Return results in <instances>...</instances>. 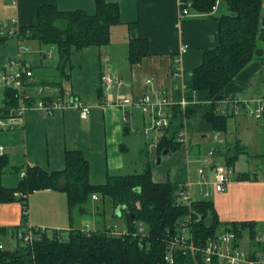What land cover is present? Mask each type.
Returning a JSON list of instances; mask_svg holds the SVG:
<instances>
[{
    "label": "crops",
    "instance_id": "0c3cea01",
    "mask_svg": "<svg viewBox=\"0 0 264 264\" xmlns=\"http://www.w3.org/2000/svg\"><path fill=\"white\" fill-rule=\"evenodd\" d=\"M108 1L117 2L121 13V22L111 27L110 42L105 46L89 45L80 49L84 51L82 52L85 58L86 54L92 57L94 78L90 89L87 90L84 87L86 83L81 86L74 79L73 70H71L72 60L69 65L71 72L65 73L67 78H62L60 75L51 79L46 78L38 75L33 68L35 83L45 86V95L56 96L59 89H70L76 98L92 105L88 117L82 118L80 109L75 107L59 109L52 114L41 109H28L22 118L13 122L12 127L0 128V146H3V154L8 157L9 162L2 175L4 186H17L29 166H40L48 171L62 170L65 167L67 149H81L84 152L90 163V179L93 183L105 182L110 174H124L121 171L123 172L130 163L124 157L133 146L140 151L141 155L145 151L153 155L155 148L157 150L159 136L164 130L149 129L151 116L138 106L129 108L131 118L129 121H124L123 109L113 106L110 101L121 95L137 97L143 93L167 96L176 100V95L186 94L193 84L194 71L203 60L204 49L218 44L219 22L216 17L230 11L228 3L222 4V1L211 13H200L190 8V14L186 16L181 14L182 0ZM43 4H55L61 10L84 9L90 13L96 10L94 0H17V3L0 0V21L17 18L22 26L34 24L37 22L39 6ZM262 16H264V0ZM137 37L148 40L149 53L139 62L131 63L129 42ZM8 41H0V51L10 47ZM262 43L260 46L263 53H258V56L248 63L224 90L221 105H235L238 109L237 114L229 119L228 131H214L212 126L199 116L188 118L186 122L190 135L188 149L184 145L174 149L178 151L175 156H181L182 162L180 163L177 156V162L169 166L167 170L162 166L153 167L149 163L155 181L170 180L179 182L180 185L191 181L194 199L212 200L222 222L253 221L257 224L258 235L264 233V168L260 169L255 164L251 166L249 162L242 166L238 162L242 154L250 156L249 161L252 158L256 161V157L262 155V152L264 154L262 117L259 118V125L253 129L252 133H249L252 126L246 120V116L251 114L253 105L257 108L264 103L262 100L264 99V45ZM48 47L51 48L52 55L55 53L54 62L58 64L57 48ZM182 48L186 50L182 51ZM178 55H180V62L174 64V57ZM13 56L14 52L10 53L6 59L0 56V62L4 61L2 66H5L7 58ZM47 56L44 55V57ZM79 63L82 69L85 62ZM176 67L179 68L178 75L174 74ZM104 71H109L118 77L111 88L105 87L102 83ZM147 80L150 81L147 82ZM88 81L90 83L91 79ZM56 82H62L61 87L53 84ZM4 91L5 85L0 108L4 104ZM193 98L198 103L207 101L204 91H195ZM172 108L168 107V109ZM147 128L148 133L145 131ZM144 132L147 134V140L143 138ZM131 133L141 135L142 141L139 142L136 136V140H133ZM211 133H213L211 148L214 150L215 146L222 145V150L227 151L236 140L243 145V151L235 162L239 169L235 168V164L231 166L234 172L226 190L222 192L214 189L213 164H226L225 156L215 150L210 164L205 167L204 176L198 172L200 159L206 156L205 148L211 139L209 136ZM216 134L218 139L215 137ZM150 135L151 138H149ZM44 137L47 142L45 152L41 147ZM22 148L25 151L21 160L19 151ZM172 166L173 169H171ZM17 167H20V171ZM253 167L256 169L253 170ZM12 169H16L19 175L10 173ZM136 172L138 171L133 173ZM243 172L258 173L261 176L259 179L237 180L236 175ZM130 173L132 172L125 174ZM203 191L209 192V195L204 196ZM58 200L60 203H57ZM53 202H56L58 206H52ZM67 202V194L61 189L35 190L27 197V222L34 226L48 227L50 230H68L74 227V219L70 217ZM89 207L91 212H98L100 209L93 203ZM22 213L23 206L19 201L0 202V226L10 228L20 224ZM116 213L122 215L119 207L116 208ZM83 220L84 218H80L81 224ZM246 237H249V234H245L240 247L250 250L251 253L260 254L262 252L260 247L255 245L250 237L246 240ZM4 238L6 236L0 233V239L4 240Z\"/></svg>",
    "mask_w": 264,
    "mask_h": 264
},
{
    "label": "trees",
    "instance_id": "16d2710c",
    "mask_svg": "<svg viewBox=\"0 0 264 264\" xmlns=\"http://www.w3.org/2000/svg\"><path fill=\"white\" fill-rule=\"evenodd\" d=\"M94 1L96 10L93 13L84 9L61 10L55 4L40 5L37 22L22 26L24 39L55 46L59 53L58 65L62 68L61 72L66 73L72 48L80 50L89 45H107L110 42L112 25L121 22L120 6L117 2ZM183 1L191 2V10L200 13H211L216 2ZM227 3L230 11L216 17L219 22L218 44L204 49L203 60L194 71L193 84L186 91L191 102L185 110L178 104L173 106L171 125L163 131L157 142L158 154L163 149L170 151L183 145L177 135L184 117H202L214 131L227 132L229 119L236 115L229 105H221L224 90L262 50L260 43L264 41L263 0H227ZM6 38L2 37L0 41H5ZM148 53L149 43L146 38L130 40L131 63L139 62ZM61 83L53 84L61 87ZM195 91H204L207 101H194ZM176 96V100L181 97ZM18 103L16 91L5 87L4 104L0 108L3 115ZM219 107L227 111H221ZM261 119L264 130V112ZM240 143L238 140L234 141L227 151L222 150V145L215 146V150L226 157L227 165L233 166L243 151ZM8 163V157L5 154L0 155V202L19 201L23 206V213L20 224L10 228L0 226L2 235L11 238L19 230L25 229L28 220V195L35 190L47 188L66 192L72 219L75 218L76 209L81 214L90 212L89 201L94 194L110 197L125 216L127 229L119 232L107 228H40L37 231L41 234L40 239H36L33 244H24L23 239H17L13 248H0V264L29 261L36 264H167L170 240L179 225L190 216L193 220L194 242L200 250L194 257L190 250L175 249V264H220L217 258L210 263L206 262L201 249L222 230L235 233L234 244L238 247L245 234H249L250 240L264 251V240H257L259 232L255 222H222L214 202L207 198L194 199L189 206L180 198L182 185L170 180L155 181L150 164L142 172L110 174L105 182L93 183L90 179V163L84 152L81 149H67L65 167L62 170L48 171L40 166H29L17 186L7 187L2 183V175ZM17 170L20 171V167ZM260 176L258 173L243 172L238 173L236 179H259ZM142 225H146L147 230ZM64 234L67 236L64 237Z\"/></svg>",
    "mask_w": 264,
    "mask_h": 264
},
{
    "label": "built area",
    "instance_id": "2783aa9c",
    "mask_svg": "<svg viewBox=\"0 0 264 264\" xmlns=\"http://www.w3.org/2000/svg\"><path fill=\"white\" fill-rule=\"evenodd\" d=\"M12 3H17V0H10ZM220 3V0H216L213 5L212 11H215ZM191 2L185 3L181 1V14L186 16L190 14ZM264 28V26H263ZM17 36L19 41V53L15 58H11L3 73L2 79L6 88H11L16 91L19 103L17 106L10 108L6 115L0 111V128H9L13 126V122L16 119L22 118L25 111L28 109H41L48 114L54 113L56 110L75 107L80 109L82 118H87L92 105L87 104L76 98L70 89H59L56 96L45 95V86L37 85L35 83V75L33 67L27 58L28 51H24L21 48V44L25 40L22 35V25L17 18H11L9 20L0 21V38ZM186 48H182L185 51ZM180 62V55L174 57V64ZM174 74H179V68L174 69ZM118 79L116 75L109 71H104L102 74V83L105 87L111 88L113 83ZM150 80H147L149 82ZM33 88V89H32ZM264 102V99H262ZM191 102L187 98L186 94H183L179 100H173L167 96H159L151 93H143L137 97L121 95L117 99H112L110 103L113 106H117L123 109L124 121H129L131 118V112L129 108L131 106L140 107L145 113H149L150 128L156 131H163L171 125L172 121V108L175 104L181 106L183 110ZM167 109H166V108ZM230 110L237 114L238 109L234 105H229ZM221 111H227L226 109L219 107ZM264 112V103L257 108L251 109V114L260 118ZM187 118L184 117L183 125L178 131L177 139L188 149L190 135L189 129L186 125ZM147 128L146 133L149 132ZM218 139V135L215 136ZM3 154V146H0V155ZM215 155L214 148H211L206 156L200 159V166L198 172L204 176L205 167L211 162V157ZM215 169L214 189L218 192L226 190L230 181L231 175L234 172L233 167L227 164H213ZM201 182V181H200ZM192 182L182 184L180 190V198L183 202L192 205L194 200L192 192ZM204 196L209 195V192H202ZM98 198L96 194L93 196ZM191 216L183 221L177 232L172 236L170 245L166 255L167 264H175L174 251L175 249H187L190 250L194 257L200 248L194 242V234L192 228ZM45 229L44 226H34L30 222L24 230H19L14 236H11L10 248H13L17 239H23L24 244H33L36 239H40L41 234L38 233V229ZM143 228L141 227L140 230ZM13 240V241H12ZM258 241L264 240V233L257 236ZM235 233L232 231H222L215 238L208 240L206 246L201 249L203 252V258L206 262L210 263L214 258H217L220 264H263L264 263V251L260 254H253L250 250L238 247L234 244ZM6 243L0 239V248L7 247ZM2 264H36L35 262H6Z\"/></svg>",
    "mask_w": 264,
    "mask_h": 264
},
{
    "label": "rangeland",
    "instance_id": "374dc122",
    "mask_svg": "<svg viewBox=\"0 0 264 264\" xmlns=\"http://www.w3.org/2000/svg\"><path fill=\"white\" fill-rule=\"evenodd\" d=\"M222 1V4H226V0H220ZM6 40L8 41V45H10V47L8 49H3L2 51H0V56H3V59H6L7 56L10 55V53L14 52V56L11 58H15L18 56L19 53V41H18V37L17 36H9L6 38ZM262 43V42H261ZM262 45H264V42L262 43ZM6 46V44H5ZM12 46V47H11ZM44 45L41 44L39 41L37 40H29V39H25L23 41V43L21 44V48L24 51H28L27 58L30 61L31 65L33 68H35L36 73L40 76L46 77V78H53V77H57V75L62 76V78H67L65 73H62V68L59 67L58 64H56L54 62L55 59V53L54 55H52V51L50 50L51 48L46 46L43 47ZM52 47V46H51ZM83 50H77L76 48H72L71 51V60H72V68L70 66H66V71L69 72L70 68L71 70H73V75H74V79H76L79 84L81 86H83L84 83H86V85L84 86L87 90L90 89L91 83H92V79L94 78V74H93V62H92V57H90L91 55L86 54V58L85 56H83ZM44 55H48L47 57H44ZM11 58H7V62L5 63V66L3 67V62H0V104L1 101L3 100L2 96H3V86H4V82L2 79L3 73L5 71V68L7 66L8 68V64ZM6 61V60H5ZM79 62H85V65H82V69H80V63ZM90 62V64H88ZM74 68V69H73ZM66 72V73H67ZM71 72V71H70ZM69 74V73H67ZM89 79H91L90 83H89ZM62 81V80H61ZM70 81V80H68ZM100 85V84H99ZM252 108H256V106H252ZM251 108V109H252ZM246 120L249 122L250 126H252V129L249 130V133H252L253 129L257 128V126L259 125V118L254 117V115L251 116L247 115L246 116ZM144 129V128H143ZM142 129V132L144 131ZM132 137L134 138L133 140H136L135 136L138 137L139 142L142 141V137L141 135H136L134 133H131ZM209 136H211V139L208 142V145L205 148V152L206 155L207 153L210 151L211 149V142L213 140V133H211ZM147 134H145L144 132V136L143 138L145 140H147ZM151 138V135L150 137ZM144 140V141H145ZM41 147L43 148L44 152L46 151L47 148V142L45 137L43 138L42 142H41ZM141 145V143H140ZM143 147V146H142ZM167 149H163L161 151L160 154H157V150L155 148V152L153 155L149 154V152L147 153L146 151L143 152V154L141 155L140 151H138L135 146L131 147L130 150L128 152H126L124 159L125 160H129L130 163L129 165L126 167V169L121 173H128V172H141L144 171L147 167V165L150 163L151 166L155 167V166H162L163 168H167L173 164H175V162H177V156H175V154L178 152L176 150H170L169 152H166ZM24 149L22 148L19 152L21 154V160L23 158V153H24ZM261 153V152H260ZM262 155L256 157V161L255 159L253 160V158L249 161L250 156L246 155V154H242L240 156L239 162L242 166L247 165L248 162L249 164L252 166L259 167L260 169L264 168V154L263 152L261 153ZM180 163L182 162V157L178 156ZM160 159V162H159ZM254 162V163H253ZM23 163V161L21 162ZM255 164V165H254ZM256 167H253L252 169H256ZM23 168V166H22ZM235 168L238 170L239 168L237 167V164H235ZM171 169H173V166L171 167ZM10 173L14 174L15 176L19 175L17 173H19L18 171H16V169H12L11 171H9ZM105 179V178H104ZM172 180H175L173 177H171ZM5 182V180H4ZM198 187L200 186L199 184L197 185ZM195 186V188L197 187ZM32 193V192H31ZM94 198V197H93ZM65 199V198H64ZM57 203H60V201L58 200ZM56 202L52 203V206L57 207L58 204ZM68 203V202H67ZM93 203V205H97L100 207V209L98 210V212H87V213H80L77 209L74 212L75 213V218L73 221V226L74 227H81L83 229H93V228H102V229H115L116 231L122 232V231H126L127 229V223H126V219L124 215H119L116 213V206L114 205L112 199L108 196H99L98 198L95 199H91L89 201V204ZM80 218H84L82 224L80 223ZM143 226V225H142ZM145 230H147V226L144 225L143 226ZM48 228V227H47ZM67 234H64V237H66ZM246 240L249 239V237L245 238ZM4 241L6 242V246L10 247V245L12 244L11 242V238H4ZM13 241V240H12Z\"/></svg>",
    "mask_w": 264,
    "mask_h": 264
},
{
    "label": "water",
    "instance_id": "95a60500",
    "mask_svg": "<svg viewBox=\"0 0 264 264\" xmlns=\"http://www.w3.org/2000/svg\"><path fill=\"white\" fill-rule=\"evenodd\" d=\"M258 53H259V54H262V53H263V51H262V50H260ZM166 152H168V150H166ZM119 208H120V207H119Z\"/></svg>",
    "mask_w": 264,
    "mask_h": 264
}]
</instances>
